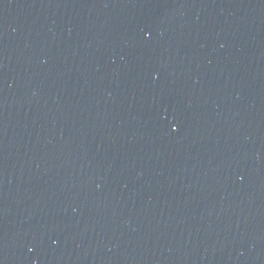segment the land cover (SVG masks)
<instances>
[{
  "label": "water",
  "instance_id": "obj_1",
  "mask_svg": "<svg viewBox=\"0 0 264 264\" xmlns=\"http://www.w3.org/2000/svg\"><path fill=\"white\" fill-rule=\"evenodd\" d=\"M0 264H264V0H0Z\"/></svg>",
  "mask_w": 264,
  "mask_h": 264
}]
</instances>
